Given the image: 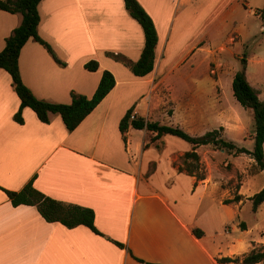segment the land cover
Wrapping results in <instances>:
<instances>
[{
	"label": "crops",
	"instance_id": "obj_1",
	"mask_svg": "<svg viewBox=\"0 0 264 264\" xmlns=\"http://www.w3.org/2000/svg\"><path fill=\"white\" fill-rule=\"evenodd\" d=\"M138 1L158 34L154 67L145 76L134 75L109 54L136 62L144 47L142 26L123 0L39 2L38 32L64 64L34 39L24 44L19 69L34 95L70 103L71 91L91 97L104 70L116 80L73 131L60 114H50L44 123L28 107L24 122H16L20 99L10 74L0 68V264H146L135 257L161 264H221L217 258L264 248V202L254 210L250 199L264 187V173L250 170L255 167L250 155L201 145L196 151L205 178L198 180L174 165L192 150L187 141L164 135L158 150L155 144L146 146L145 129L129 127L124 139L119 128L134 106L136 117L178 125L192 135L222 127V136L239 145L236 137L244 133L247 118L232 92L239 67L229 87L209 69L213 45L224 43L219 37L235 9L232 0ZM21 21V13L0 9V51ZM248 37L241 34L243 41ZM92 59L99 63L96 71L85 68ZM251 63L264 72V56L248 59L246 68L263 99L264 80L258 68L251 79ZM164 88L171 95L170 113L160 97ZM29 181L66 204L92 208L101 234L85 225L46 221L35 205L13 206L4 189L18 191Z\"/></svg>",
	"mask_w": 264,
	"mask_h": 264
},
{
	"label": "trees",
	"instance_id": "obj_2",
	"mask_svg": "<svg viewBox=\"0 0 264 264\" xmlns=\"http://www.w3.org/2000/svg\"><path fill=\"white\" fill-rule=\"evenodd\" d=\"M41 0H0V9L10 13H21V23L13 29L11 34L5 39V47L0 51V68L6 70L12 79L14 89L20 99L18 111L14 114V120L23 123V109H32L38 119L44 123L50 121V114L57 113L63 119L66 128L73 131L84 118L102 101V99L115 86L116 80L109 70L102 72L99 84L91 97L71 91L70 103L50 102L39 99L31 89L23 82L19 69L20 51L24 44L30 39H34L43 45L53 58L64 64L56 55L51 45L43 39L38 32L40 14L38 4ZM129 14L142 26L145 42L141 55L136 62L131 61L124 55L109 53L116 60L128 66L136 76H145L153 70L155 62V50L158 43V34L152 17L144 9L138 0H123ZM85 68L89 71H96L99 68L97 60L92 59L85 63ZM247 59L241 58L240 67L235 72L232 80L233 95L237 101L246 109L250 110L252 116L253 148L239 146L234 141L222 136L223 128L211 130L204 135L197 136L188 133L178 125L161 123L141 116H134V106L130 107L119 123L120 131L125 139V132L129 127L145 129L148 132V143L155 144L158 150L164 147L162 137L164 135L177 136L192 145V150L185 152L181 156L182 165L175 161L179 171H186L188 174L196 176L198 180L205 178V169L200 162V156L196 149L201 145L211 144L215 148L224 150L230 154L250 155L255 166L264 173V98L259 97L258 91L250 84L246 76ZM184 166V167H182ZM150 168L148 175L152 172ZM13 206L21 204L35 205L42 217L49 222H60L67 227L85 225L92 231L101 234L95 226V212L92 208L75 204H66L58 199L50 197L38 190L32 181H29L22 189H4ZM236 199H240L237 196ZM250 199L253 209L264 202V187L253 194ZM196 236H201L202 231L198 228L192 229ZM121 247L124 245L115 241ZM146 264H161L157 262H146L135 257ZM240 259L241 264H255L264 260V248L254 247L250 252L242 257H221L217 261L221 264H229L233 260Z\"/></svg>",
	"mask_w": 264,
	"mask_h": 264
},
{
	"label": "rangeland",
	"instance_id": "obj_3",
	"mask_svg": "<svg viewBox=\"0 0 264 264\" xmlns=\"http://www.w3.org/2000/svg\"><path fill=\"white\" fill-rule=\"evenodd\" d=\"M231 4L235 6V9L224 19L222 35L219 37L224 43L220 46L217 44L213 45L212 57L209 64V69L216 71L210 73L212 77L226 87L230 85L231 76L233 75L235 67H240V61L243 56H245L247 61L248 59L254 60L264 56V0H232ZM240 33L245 36L250 34V37L246 41H243L241 40ZM227 35L228 40L226 41ZM250 66L251 79L253 80L255 77L253 76V72L258 68L259 73L257 76L264 80V72L259 69V65L251 63ZM160 97L164 103L163 109L170 113L172 100L169 90L164 88L163 92L160 93ZM246 111L247 118L245 117L244 133L236 138L239 145L253 147V141L250 139V136L253 134L252 116L250 110ZM179 163L182 165L181 158L179 159ZM228 166L229 170H231L232 164L229 163ZM150 168H153V164L150 165ZM250 170L255 171L258 169L255 166L250 168ZM261 177H264V175L262 174ZM257 179L256 186L254 187L255 190H258V184L261 182V178ZM262 209L264 212V206ZM231 235L232 233L226 236L222 235V237L224 239L226 237L230 238ZM235 257L237 256L233 258ZM238 257H242V255H238ZM229 264H241V261L240 259H235Z\"/></svg>",
	"mask_w": 264,
	"mask_h": 264
},
{
	"label": "built area",
	"instance_id": "obj_4",
	"mask_svg": "<svg viewBox=\"0 0 264 264\" xmlns=\"http://www.w3.org/2000/svg\"><path fill=\"white\" fill-rule=\"evenodd\" d=\"M213 72H215V70H212ZM135 115L134 114H132V116H131V118H133Z\"/></svg>",
	"mask_w": 264,
	"mask_h": 264
}]
</instances>
